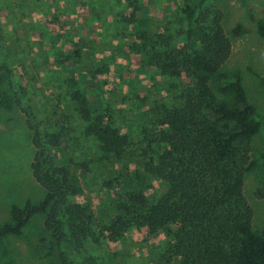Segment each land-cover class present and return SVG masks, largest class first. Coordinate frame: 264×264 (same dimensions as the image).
<instances>
[{"label":"rangeland","instance_id":"obj_1","mask_svg":"<svg viewBox=\"0 0 264 264\" xmlns=\"http://www.w3.org/2000/svg\"><path fill=\"white\" fill-rule=\"evenodd\" d=\"M191 1L0 0V67L9 70L0 73V92L15 93L33 124L43 127L61 114L75 115L70 97L79 91L91 104L93 115L104 116L130 138L132 151L122 161L102 160L96 142L81 141L92 174L77 201L89 205L99 227L110 223L125 193L142 191L152 200L163 191V184L149 179L141 168L161 153V111L178 103L179 90L187 80L160 74L150 63L151 48L156 36L185 25L182 10ZM205 5L223 13L232 45L224 71L241 76L264 127V39L256 31L257 24L264 22V0H206ZM32 137L19 109H0V225L9 221L13 205L38 203L45 194L30 169ZM253 148L257 167L245 175L244 194L254 212L252 228L261 232L264 163L259 155L264 128L254 138ZM136 170L145 178L131 185ZM43 222V216H35L23 237L3 240L0 264H60L54 257L34 252L45 236ZM171 231L170 227L149 235L145 228L134 226L115 242L88 243L84 253L69 258L73 264H83L86 256L94 264H178L161 259Z\"/></svg>","mask_w":264,"mask_h":264},{"label":"trees","instance_id":"obj_2","mask_svg":"<svg viewBox=\"0 0 264 264\" xmlns=\"http://www.w3.org/2000/svg\"><path fill=\"white\" fill-rule=\"evenodd\" d=\"M193 1L182 10L185 25L156 36L151 48L150 63L160 74L187 80L178 103L161 111V153L141 168L163 184L159 197L150 200L142 191H129L110 223L99 227L89 205L77 201L92 174L81 141L96 142L102 160L122 161L132 151L130 138L104 116L93 115L79 91L70 97L75 115L61 114L42 127L33 124L15 93L3 90L0 109H19L33 132L30 169L45 194L38 203L11 207L9 221L0 225V243L23 237L30 219L43 216L45 236L34 252L60 264H73L69 254L84 253L88 243L115 242L134 226L149 235L173 228L161 258L167 261L264 264V230H253L254 212L244 194L245 175L257 167L253 140L264 128L261 114L249 102L241 76L224 71L232 45L223 13L206 6V0ZM256 31L264 39V22ZM4 71L9 73L5 65ZM261 88L264 97V79ZM259 160L264 163V148ZM132 175L131 185L145 178L138 170ZM83 264L94 260L86 256Z\"/></svg>","mask_w":264,"mask_h":264}]
</instances>
